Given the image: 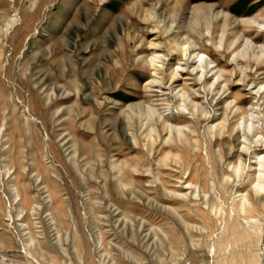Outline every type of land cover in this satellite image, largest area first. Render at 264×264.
Segmentation results:
<instances>
[{
    "label": "rangeland",
    "instance_id": "1",
    "mask_svg": "<svg viewBox=\"0 0 264 264\" xmlns=\"http://www.w3.org/2000/svg\"><path fill=\"white\" fill-rule=\"evenodd\" d=\"M0 264H264V0H0Z\"/></svg>",
    "mask_w": 264,
    "mask_h": 264
}]
</instances>
